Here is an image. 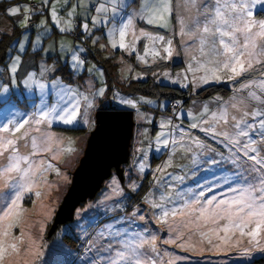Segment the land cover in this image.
<instances>
[{
  "label": "rangeland",
  "instance_id": "obj_1",
  "mask_svg": "<svg viewBox=\"0 0 264 264\" xmlns=\"http://www.w3.org/2000/svg\"><path fill=\"white\" fill-rule=\"evenodd\" d=\"M3 1L0 0V3ZM132 1L75 0L70 5L69 0H49L46 10L42 9L41 0L22 1L18 4L21 7L31 6L32 2L39 5L38 12L32 16L36 19L34 33L19 23L20 17H12L21 30L19 41L24 44V48L21 51L15 43L9 50L7 65L0 66V127L11 128L25 119L29 120V124L21 129V133L30 127H37L34 122L39 111L44 107L57 105L60 96L69 89L77 93L81 102L78 123L66 125L54 120L50 126L43 123L38 125L41 132L53 135L63 141L65 146L70 144L75 150L60 156L59 160H51L52 153L32 157L35 161L51 160L59 169L60 175L51 170L47 171L46 180H39L38 187L32 193L23 195V219L19 222L15 219L9 221L13 224L10 229L12 236H19L23 230L25 243L35 241L30 251L17 258L19 264H24V261L27 264H106L109 239L114 238L101 237L100 233L109 225H114V230L146 229L148 238L155 235V243L161 253L155 256L158 264H168L169 261H176V264L250 263L264 256V240L259 244L249 245L247 237L240 243H235L233 238V246L222 245L217 249H213L206 242L198 243L199 238L196 236L188 242L186 249L176 246L180 243L179 240L174 244L163 243L165 238H172V230L169 225L157 219L156 213L160 209L153 208L152 201L159 202L162 194L175 199L177 192L195 195L202 190L205 195L200 199L207 200L213 195L219 197L229 186L224 180L233 176L235 167L221 160V156L229 155L228 150L218 140L206 137L197 129H190L189 125L193 122V117H201L205 105L210 114L217 110L222 101H228L235 94L237 81L222 77L220 81L205 84L200 80L205 74L202 70H190L196 69L191 55L198 53L193 51L190 54L185 44L186 37L178 34L185 0H174V17L167 28L147 24L146 19L140 16L139 6L126 7ZM145 2L146 0H142L140 5ZM79 5L80 16L84 13L92 17L96 12L104 18V25H98L94 19L95 25L92 27L88 21L82 22L81 28L74 27L75 23H81L77 10ZM96 5H99L97 11ZM101 5L105 10H100ZM13 6L15 5H9L7 10ZM53 9L55 16L52 15ZM254 12L257 13V18L264 19V10L259 5ZM130 16L132 24L125 37V43L130 47L127 50L113 48V40L119 41V28ZM142 23L143 26H140ZM84 24L88 25L87 31L83 29ZM7 25V20L0 14V34L8 32ZM142 31L151 36L163 35L166 40H172V54L169 56L163 51L167 47L163 42L157 41L151 45L148 37L139 35ZM74 33L81 36L77 38ZM134 34L136 39L133 44ZM150 46L154 51H159L160 56L154 58L151 53L146 55ZM74 54L83 61L79 70H76L72 61ZM17 56L20 60L16 72L12 73L11 66ZM140 57L144 59L141 60ZM105 62H108L109 68H106ZM158 64L163 67L152 74L158 84L190 90L193 93L210 86H224L231 89L232 94L227 98L215 96L207 100L192 99L188 105L182 102V108L171 115L168 112V100L125 94L121 91L123 84L148 79L149 75L142 68ZM63 66H68L72 71L70 79L58 74ZM258 76L257 73L255 79ZM41 84L45 87L41 88ZM5 88L8 89L7 92H4ZM101 90L103 95H96ZM84 95L92 100L91 108H86V102L82 98ZM128 99L133 100L136 106L132 107L123 102ZM109 107L133 111L136 122L133 153L130 165H125L124 183L121 184L114 174L104 182L97 198L90 199L81 206L76 212L75 220L62 225L53 235L55 218L68 192L72 173L81 161L86 143L95 128L96 114ZM85 119L87 124L83 122ZM162 124L168 126L162 127ZM179 129L189 131L193 138L198 137L205 147L200 148L189 143L187 137H184L182 144L172 143L180 139ZM162 133L164 136H161ZM0 135L6 134L0 132ZM33 135L39 137L40 133L33 132ZM158 136H161V141L164 138L169 140L168 147L157 141ZM210 159L220 162L211 164ZM141 164L144 165L143 170L140 168ZM149 175L151 179L147 183L144 196L139 199L138 193L142 186L140 181ZM176 177L183 179L177 180ZM209 187L213 190L207 191ZM35 191H40L41 195L37 197ZM15 194L16 189L11 183H0V212ZM141 213L144 220L138 219ZM17 223L19 226H16ZM165 252L167 255H164Z\"/></svg>",
  "mask_w": 264,
  "mask_h": 264
},
{
  "label": "snow or ice",
  "instance_id": "obj_2",
  "mask_svg": "<svg viewBox=\"0 0 264 264\" xmlns=\"http://www.w3.org/2000/svg\"><path fill=\"white\" fill-rule=\"evenodd\" d=\"M257 5L264 10V0H185L178 34L186 37L185 44L190 54L193 51L198 53L191 55L196 69L190 70H202L205 74L200 80L205 84L220 81L222 77L237 81L235 94L228 101H222L217 110L210 114L205 105L201 117H193L189 128L197 129L206 137H212L223 144L229 155L221 156V160L232 164L235 172L233 176L225 178L224 183L229 186L219 197L213 195L202 200L200 197L205 195L204 190L195 195L181 191L176 193L175 199L162 194L159 202H151L153 208L160 209L156 213L157 219L169 225L172 230V238H165L164 244H174L179 240L180 243L176 246L186 249L188 242L196 236L199 238L198 243L206 242L217 249L222 245L233 246V238L235 243H240L247 237L249 245L259 244L264 240V19L257 18V13L254 12ZM139 7L141 18L146 19L149 25L167 28L174 17V0H146ZM100 10H105L103 5ZM37 12L38 9L31 6L15 5L7 10V15L19 16V23L28 27L32 16ZM52 15H56L54 9ZM131 24L130 16L119 28V41L113 40V48L127 50L130 47L125 43V37ZM83 29L87 31L88 25L84 24ZM139 35L148 37L151 45L157 41L163 42L167 45L163 51L169 56L172 54V40H166L163 35L151 36L146 31ZM135 39L134 34L133 44ZM15 43L22 51L24 44L19 40ZM149 53L154 58L160 56V52L154 51L151 46L146 55ZM140 59L143 60L144 57ZM19 60V56L13 60L12 73L16 72ZM72 61L76 70H79L83 61L75 54ZM257 73L259 79H255ZM40 87L44 88L45 85L41 84ZM7 91L5 88L4 92ZM96 95L102 96L103 91ZM82 98L86 102V108L93 106L89 96L84 95ZM123 102L136 106L131 99ZM80 106L77 93L69 89L60 96L57 105L44 107L39 111L34 122L37 127H30L21 133V129L29 124L28 119L11 128L0 127V132L6 134L0 135V183H11L16 189L15 197L0 212V264H19L17 258L24 256L35 244V241L25 243L23 230L19 236H12L10 231L13 224L9 221L15 219L19 222L23 219V195L32 193L38 187L39 180H46L47 171L60 175L59 169L51 160H59L60 156L75 150L70 144L65 146L63 141L53 135L41 132L38 125L43 123L50 126L54 120L74 125L81 115ZM83 122L88 123L86 119ZM33 132L40 133V136L33 135ZM179 132L180 139L172 143L182 144L184 137H187L189 143L205 147L189 131L179 129ZM17 133L21 134L16 135ZM161 136L156 138L157 141L168 147L169 140L164 138L161 141ZM45 153H52L51 160L46 162L32 159ZM219 162L216 159L209 160L211 164ZM140 168L143 170L144 165L141 164ZM176 179L182 180L183 177ZM212 190V187L207 189ZM35 195L39 197L41 192L35 191ZM138 219L144 220L143 213ZM100 236L114 238L109 239L106 264H158L155 256L161 253L155 243L157 237L152 235L148 238L146 229L114 230V225H109ZM178 259L179 257L176 258ZM168 264H176V261H169Z\"/></svg>",
  "mask_w": 264,
  "mask_h": 264
},
{
  "label": "water",
  "instance_id": "obj_3",
  "mask_svg": "<svg viewBox=\"0 0 264 264\" xmlns=\"http://www.w3.org/2000/svg\"><path fill=\"white\" fill-rule=\"evenodd\" d=\"M135 124L131 110L109 107L97 112L95 128L57 213L53 233L71 222L79 206L93 199L113 173L124 183L122 166L129 161Z\"/></svg>",
  "mask_w": 264,
  "mask_h": 264
},
{
  "label": "trees",
  "instance_id": "obj_4",
  "mask_svg": "<svg viewBox=\"0 0 264 264\" xmlns=\"http://www.w3.org/2000/svg\"><path fill=\"white\" fill-rule=\"evenodd\" d=\"M140 1L141 0H133L131 3V6L138 7L140 4ZM32 4H35V3H31V7H32ZM5 8H6L5 4H0V12L4 11ZM36 9H38L37 5H36ZM262 15H264V13ZM31 20L34 21L33 28L30 29L29 25H28L27 29L29 31H31L32 33H34L36 30L35 16ZM155 30L160 31L159 29H155ZM75 34L76 33H74V35ZM80 36L81 35L78 34V36H76V37L78 38ZM20 37H21V30L16 25H14V28L12 31L6 32V33L3 32L2 34H0V66L7 65V62L9 59V50L12 49L13 45L15 44V42L17 40H19ZM104 65L106 66V68H109L108 62L107 63L105 62ZM110 67L114 68L113 66H110ZM162 67H163L162 64H158V65H153L150 67L142 68L143 71L149 75V78L146 79L145 81H130L126 84H123L122 87H120L121 91L125 94H136V95L148 96V97L159 99V100H163V99L168 100L169 101L168 112L171 115L176 114L182 108L183 104L188 105L192 99L207 100V99L213 98L215 96H220L221 98H227L228 96H230L232 94V90L227 88V87H224V86H210V87H207L205 89L200 90L197 93H193L190 90H184V89H179V88H175V87H171V86H167V85L158 84L153 79L152 74L155 73L156 71L160 70ZM58 74H61L63 76V78H65V79H68V78L70 79L71 76L73 75L72 71L69 69L68 66L61 67L58 70ZM256 79H259V76ZM173 101H178L180 103V108L178 110H175L174 112H171L170 108H171V103ZM182 102H183V104H182ZM75 131H77V130H75ZM135 131H137L136 127H135ZM135 131H134V137H133L131 148H130L129 161L125 165H130V163H131V158H132V153H133V141L135 138ZM83 153H84V151H83ZM79 163H78V165H79ZM125 165L122 166L123 169H125ZM74 172L72 173V178H73ZM114 174L115 173H113V175ZM133 176H134V174H133ZM134 177L136 178V176H134ZM124 179H125V177H124ZM150 179H151V177L149 175L143 181L142 180L140 181V182H142V186H140L141 190L138 193L139 199L144 196L145 189L147 187V183L149 182ZM137 180H140V179H137ZM71 183H72V181H71ZM70 186H71V184H70ZM70 186H69V188H70ZM103 187H104V184H103ZM103 187H102V189H103ZM98 193H97V195H98ZM97 195L93 199L97 198ZM88 201L89 200H87L86 202H88ZM86 202L82 203L79 206V208L81 206H83ZM77 210H76V212H77ZM76 212H75V215H76ZM75 215H74V218L72 221L75 220ZM62 225H64V224H62ZM62 225H60L56 230H58ZM54 234H55V232L53 233V235ZM247 264H264V256H261L255 260H253L252 262L247 263Z\"/></svg>",
  "mask_w": 264,
  "mask_h": 264
},
{
  "label": "crops",
  "instance_id": "obj_5",
  "mask_svg": "<svg viewBox=\"0 0 264 264\" xmlns=\"http://www.w3.org/2000/svg\"><path fill=\"white\" fill-rule=\"evenodd\" d=\"M22 1H26V0H4L2 3H0V4H5V10L4 11H2V12H0V14L3 16V17H5V20H7V22H8V25H7V31L8 32H10V31H12L13 30V28H14V25H16L15 23H16V20H12V17H9L8 15H7V8H8V6L9 5H18V4H21L22 3ZM42 1V3L43 4H41L42 5V9L43 10H46V5H47V3H44V0H41ZM49 0H47V2H48ZM70 1V5H72L74 2H75V0H69ZM98 2H102V0H98ZM32 3H34V2H32ZM142 3V0L140 1V4ZM139 4V5H140ZM111 5V4H110ZM39 6V5H38ZM96 11L98 10V8H99V5L97 6L96 5ZM77 10H78V17L79 18H81V23L79 22V23H75L74 24V27H79V28H81L82 27V22H84V21H88V24L92 27L93 25H95V24H93V21H94V19L96 20V22L97 23H99L98 25H104L103 23H104V18L102 17V15H99V14H96V12H95V14L92 16V17H89V16H86V14H84L83 13V16H80V10H81V6L79 5V7L77 8ZM111 10H109V17H111L110 15H111V12H110ZM46 12V11H45ZM47 14H48V12H46ZM19 17V16H18ZM83 17V18H82ZM13 21V22H12ZM140 26H143V23L140 25ZM90 27V28H91Z\"/></svg>",
  "mask_w": 264,
  "mask_h": 264
},
{
  "label": "built area",
  "instance_id": "obj_6",
  "mask_svg": "<svg viewBox=\"0 0 264 264\" xmlns=\"http://www.w3.org/2000/svg\"><path fill=\"white\" fill-rule=\"evenodd\" d=\"M32 8L36 9V5L35 4H32ZM33 23L34 21L31 20L29 22V28L32 29L33 28ZM75 36H78V34H75ZM180 108V103L178 101H173L171 103V108H170V111L171 112H174L175 110H178Z\"/></svg>",
  "mask_w": 264,
  "mask_h": 264
}]
</instances>
